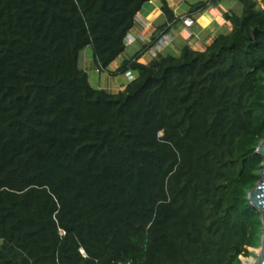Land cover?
I'll list each match as a JSON object with an SVG mask.
<instances>
[{
	"label": "trees",
	"instance_id": "1",
	"mask_svg": "<svg viewBox=\"0 0 264 264\" xmlns=\"http://www.w3.org/2000/svg\"><path fill=\"white\" fill-rule=\"evenodd\" d=\"M148 1L0 0V264H241L258 244L264 0L144 64L124 37ZM86 46L134 78L92 86Z\"/></svg>",
	"mask_w": 264,
	"mask_h": 264
},
{
	"label": "crops",
	"instance_id": "2",
	"mask_svg": "<svg viewBox=\"0 0 264 264\" xmlns=\"http://www.w3.org/2000/svg\"><path fill=\"white\" fill-rule=\"evenodd\" d=\"M199 1L207 2V6L204 9L191 11L192 5ZM257 1L260 2V0ZM167 2L177 19L168 25L166 32H163L166 27L163 30L160 27L165 21L160 10V1L149 0L144 3L135 14L134 23L129 30L130 41L124 50L126 56H132L144 44L148 45V48L138 59V62L144 64L159 55L178 56L184 43L194 50H202L215 36L230 31L231 26L223 18V14L227 11L238 14L241 11V4L238 0H167ZM187 16L193 20L189 28H185L181 20ZM152 35L158 36L156 41L151 40ZM129 47L130 52L127 51ZM121 60L122 56H119L110 63L111 71L117 68ZM110 64L108 69H110ZM96 81L98 87L115 92L123 88L127 83V78L123 74L110 75V73L103 72L97 74Z\"/></svg>",
	"mask_w": 264,
	"mask_h": 264
},
{
	"label": "water",
	"instance_id": "3",
	"mask_svg": "<svg viewBox=\"0 0 264 264\" xmlns=\"http://www.w3.org/2000/svg\"><path fill=\"white\" fill-rule=\"evenodd\" d=\"M256 152L263 158L262 169L259 172V180L248 192L247 198L259 212L261 220V248L253 264H264V138L259 142Z\"/></svg>",
	"mask_w": 264,
	"mask_h": 264
},
{
	"label": "rangeland",
	"instance_id": "4",
	"mask_svg": "<svg viewBox=\"0 0 264 264\" xmlns=\"http://www.w3.org/2000/svg\"><path fill=\"white\" fill-rule=\"evenodd\" d=\"M127 51H131L130 47L127 48ZM79 65L83 69H85L89 76V81L92 86L98 87V83L96 81L97 73L94 72V64L92 60V47L86 46L81 52H80V58H79ZM110 70H111V64H110ZM261 246V237L258 241V244L255 247H248L247 250L250 252L249 255L243 256L240 255L239 258L241 260V264H253L260 251Z\"/></svg>",
	"mask_w": 264,
	"mask_h": 264
},
{
	"label": "built area",
	"instance_id": "5",
	"mask_svg": "<svg viewBox=\"0 0 264 264\" xmlns=\"http://www.w3.org/2000/svg\"><path fill=\"white\" fill-rule=\"evenodd\" d=\"M182 23L185 26V28H189L192 25L193 21L190 17H183ZM128 37L129 35H127V37L125 38V44H128L129 42ZM99 69H100V66H97L95 70L98 71ZM125 76L127 77L128 80H131L133 78V75L130 71H126Z\"/></svg>",
	"mask_w": 264,
	"mask_h": 264
},
{
	"label": "clouds",
	"instance_id": "6",
	"mask_svg": "<svg viewBox=\"0 0 264 264\" xmlns=\"http://www.w3.org/2000/svg\"><path fill=\"white\" fill-rule=\"evenodd\" d=\"M187 17H189V16H187ZM181 20H182V19H181ZM192 21H193V20H192ZM127 35H129V32H128V33L125 35V37H124V45H125V48H126V47L128 46V44H129V42H128V44H125V38L127 37ZM128 40L130 41V35H129V37H128ZM124 50H125V49H124ZM96 67H97V66H94V71H95V72H97V71L95 70ZM127 71H129V70H127ZM130 72H131V71H130ZM131 73H132V72H131ZM123 75L125 76V73H124ZM132 75H133V78H134V74H133V73H132ZM125 77H126V76H125ZM126 78H127V77H126ZM133 78H132V79H133ZM132 79H131V80H132ZM128 81H130V80L127 79V82H128Z\"/></svg>",
	"mask_w": 264,
	"mask_h": 264
}]
</instances>
